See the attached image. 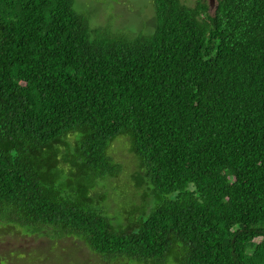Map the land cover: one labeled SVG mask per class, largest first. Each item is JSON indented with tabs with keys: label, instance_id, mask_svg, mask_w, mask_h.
Segmentation results:
<instances>
[{
	"label": "trees",
	"instance_id": "obj_1",
	"mask_svg": "<svg viewBox=\"0 0 264 264\" xmlns=\"http://www.w3.org/2000/svg\"><path fill=\"white\" fill-rule=\"evenodd\" d=\"M151 1L153 30L128 35L75 0H0V233L52 227L116 264H264V0ZM121 134L153 205L115 225L91 191Z\"/></svg>",
	"mask_w": 264,
	"mask_h": 264
},
{
	"label": "rangeland",
	"instance_id": "obj_2",
	"mask_svg": "<svg viewBox=\"0 0 264 264\" xmlns=\"http://www.w3.org/2000/svg\"><path fill=\"white\" fill-rule=\"evenodd\" d=\"M183 1L193 4L196 0ZM74 8L88 17L89 24L107 26L110 33L112 30L128 35L149 33L155 26L151 0H75ZM128 138L126 134L117 136L106 150V155L120 166L118 175L98 179L91 191L96 199L104 196L101 206L115 225L124 223L126 211L137 208L140 213L146 201L148 212L153 205V195L149 194L145 199L148 189L144 185L138 187L132 177L138 169V158L131 152ZM18 232L19 228L4 235L0 233L2 264H116L103 261L78 237L54 235L52 227L42 226L35 233L26 235Z\"/></svg>",
	"mask_w": 264,
	"mask_h": 264
},
{
	"label": "flooded vegetation",
	"instance_id": "obj_3",
	"mask_svg": "<svg viewBox=\"0 0 264 264\" xmlns=\"http://www.w3.org/2000/svg\"><path fill=\"white\" fill-rule=\"evenodd\" d=\"M206 1H208L209 9L213 10L216 7V3L218 0H206Z\"/></svg>",
	"mask_w": 264,
	"mask_h": 264
}]
</instances>
